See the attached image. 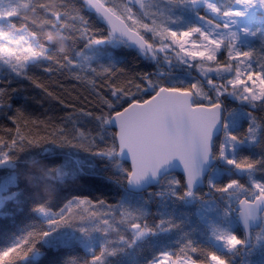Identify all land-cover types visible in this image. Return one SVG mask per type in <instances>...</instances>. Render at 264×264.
<instances>
[{
	"label": "snow or ice",
	"instance_id": "6c2138e0",
	"mask_svg": "<svg viewBox=\"0 0 264 264\" xmlns=\"http://www.w3.org/2000/svg\"><path fill=\"white\" fill-rule=\"evenodd\" d=\"M65 70L85 106L40 78ZM0 238V264H264V0H0Z\"/></svg>",
	"mask_w": 264,
	"mask_h": 264
},
{
	"label": "trees",
	"instance_id": "16d2710c",
	"mask_svg": "<svg viewBox=\"0 0 264 264\" xmlns=\"http://www.w3.org/2000/svg\"><path fill=\"white\" fill-rule=\"evenodd\" d=\"M129 59H131V56ZM134 63L140 67L144 66L140 61H135ZM193 72H195L194 69ZM40 78L49 85V87L57 96L61 97L66 103L70 105H79L83 107L88 102L85 97L91 99L88 94L87 86L73 79L70 75H68L66 70L64 74L53 73L51 77L47 76L46 74H41ZM45 104L56 106L55 113H50V115H54L55 119H59V117L63 116L66 111H72L71 108L62 110V106L59 105L55 100L45 101ZM40 111L42 112L43 110L41 109ZM37 114L39 115V113ZM41 118L43 119L44 117ZM40 132L43 133L42 128L40 129ZM6 243V240L0 238V248L4 247Z\"/></svg>",
	"mask_w": 264,
	"mask_h": 264
}]
</instances>
